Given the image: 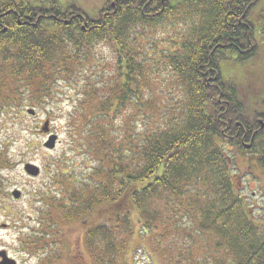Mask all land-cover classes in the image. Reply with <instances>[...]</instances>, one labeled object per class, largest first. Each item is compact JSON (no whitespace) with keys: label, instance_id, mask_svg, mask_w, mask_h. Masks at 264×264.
<instances>
[{"label":"trees","instance_id":"1","mask_svg":"<svg viewBox=\"0 0 264 264\" xmlns=\"http://www.w3.org/2000/svg\"><path fill=\"white\" fill-rule=\"evenodd\" d=\"M259 2L103 0L91 15L75 0H0V77L19 82L12 89L1 79L2 113L12 103L44 105L56 81L92 67L93 48L109 49L111 82L102 76L100 84L85 86L72 120L73 154L78 149L88 161L83 173L63 179L52 199L61 208L50 218L53 226L77 221L84 229L81 258L118 264L135 215L145 234L159 225L176 232L167 238L164 227L150 242L165 264H203L208 251L196 258L192 251L198 249L186 245L193 233L213 237L214 259L225 250L233 264H264V229L245 207L226 153L227 146L245 151L249 145L264 156L258 122L264 121V101L241 97L219 63L228 56L240 62L255 57L251 15ZM164 42L163 51L152 49ZM155 75L167 102L178 98L161 112L154 109L152 92L145 94ZM169 75L165 92L162 78ZM155 114L164 123L138 129L135 120ZM91 218L97 221L91 224ZM178 247L186 254L166 256ZM54 258L47 263L55 264Z\"/></svg>","mask_w":264,"mask_h":264},{"label":"rangeland","instance_id":"2","mask_svg":"<svg viewBox=\"0 0 264 264\" xmlns=\"http://www.w3.org/2000/svg\"><path fill=\"white\" fill-rule=\"evenodd\" d=\"M60 1L65 2L66 0ZM75 1L80 3L86 9L85 11L91 15L95 14L103 3V0ZM251 20L254 23L255 39L259 47L255 57L240 62L236 60V57L228 56L221 59L219 63L221 75L225 80L232 81L241 97L245 100L250 98L261 99V105L264 101V0H260L254 8ZM162 38L166 39V36ZM163 44V47L155 45L158 49H155V47L152 49L155 52L163 51L167 43L164 42ZM92 53L94 55L92 67L90 65L88 70H79L77 75H73L68 80L60 79L56 81L51 95L45 100L44 105L33 108L23 102L22 105L19 103L15 108L12 103L5 113H2L0 108V222L9 223V225H12L11 227H16L15 230H8L6 234L9 235L10 233L15 240L21 238L26 242L29 251L24 252V263L22 264H48L47 262L52 255L55 256V264H71L70 261L69 263L66 261L69 250L71 249V254L75 255L77 249H79L78 246L76 249L74 244L81 241L78 238H81V233L84 231L83 227L77 221L64 226H61L59 221L58 224L61 227H55L50 218L61 213L58 202L52 199L54 197L58 198L59 195L55 192L62 188L63 179L70 175L75 176L83 173L80 167H83L84 163L88 161L85 157L80 156L78 149L77 153L73 154L75 146L71 137L73 115L82 102L80 99L81 94L90 82L100 84L102 76H105L104 83L111 82V73L107 70L109 49L105 45H98L93 48ZM84 71L91 73L89 78L84 75ZM99 71H103L106 75H98ZM156 77L155 75L152 79L151 90L147 89L145 94L152 92L155 111H162V107L164 108L165 105L169 107L175 105L178 98L175 94L173 99L167 102L166 96L168 95L160 94V83L157 82ZM168 78H171V76L162 78L163 80L166 79L164 81L165 92L169 91L171 84L170 79L167 81ZM1 79H7V84L11 85L12 89H15L19 84L17 80H12L9 75L2 76L0 81ZM0 85L2 86V83ZM4 90L6 91V88H0V93L3 94ZM260 105L255 108L261 110ZM28 109H34L35 115H28ZM259 110L257 112L260 113ZM249 111L254 112V108ZM16 112L20 114L15 116ZM169 114H165L166 117ZM161 116L155 114L153 118L148 119L146 122L142 120L135 121L140 127L138 129L143 130L145 127L153 126L154 123H164V118H161ZM251 117L254 118V114ZM45 119L50 121L51 133L58 137L55 148L50 151L43 149L46 136L40 132ZM256 151L257 149L242 151L235 146L226 147V153L231 158L233 171H235L236 187L240 190L245 207L249 210V213L251 212V219L264 229V176L259 168L260 163L256 162ZM28 164L39 168L38 177L31 178L24 174L23 167ZM70 168H72L73 173H69ZM252 173L259 179L255 180ZM49 189H52L53 192H49ZM13 191L20 192L19 199L13 198L11 195ZM55 194L58 196H55ZM49 202L52 204H49ZM90 221L92 224L97 219L91 218ZM184 223L182 222V224ZM132 226L133 233L127 239L125 250H121V260L118 264H165L151 251V248H149L150 242L153 237L156 238L165 232L164 227L169 230L167 238H170L176 232L171 230L170 227L159 225V229L157 228L150 231L149 234H145L135 215L132 217ZM174 229H177L176 226ZM50 233H53V235L47 236ZM193 235L191 242L190 239L186 240V245L191 251L194 248L198 249L192 251V255L195 254L196 258L201 257L204 251H208L209 255L203 256V264H233L229 261L230 258L225 250H219L214 259L212 256L214 254L212 249L213 237L203 236L202 233H193ZM214 239L216 238L214 237ZM90 246L92 247L93 244L90 243ZM141 248L149 255H146L143 251L141 252ZM178 248L170 251L169 255H165L174 257L178 253L181 255L186 254V249ZM87 253L90 254L89 251ZM160 253H163V251L161 250ZM84 254L86 253L84 252ZM81 261L83 264L86 262L84 258ZM198 262L200 263V261Z\"/></svg>","mask_w":264,"mask_h":264},{"label":"flooded vegetation","instance_id":"3","mask_svg":"<svg viewBox=\"0 0 264 264\" xmlns=\"http://www.w3.org/2000/svg\"><path fill=\"white\" fill-rule=\"evenodd\" d=\"M260 128L264 129V121L263 120H258ZM250 148V147H249ZM256 155V162L260 163L259 168L263 172L264 176V156H262L261 152H258V150L255 153ZM263 159V161H262ZM252 176L255 178V180H258L259 178L255 176L252 173ZM259 176V175H258ZM260 177V176H259ZM12 225H9V223H4L0 222V264H22L23 262V254L25 251H29L26 242H24L23 239H16L8 234L6 232L8 230H15L16 227H11ZM84 234L81 233V238H78V240H81L80 242L77 241L76 249L77 246L79 249H77V253L75 255L71 254V249L69 250V256L66 257L67 263L69 261L71 264H83L81 258V249L84 250ZM79 251V252H78ZM85 252V251H84ZM85 256V255H84ZM85 260V258H84ZM93 264L92 259L89 257L88 262L86 261L85 264Z\"/></svg>","mask_w":264,"mask_h":264},{"label":"water","instance_id":"4","mask_svg":"<svg viewBox=\"0 0 264 264\" xmlns=\"http://www.w3.org/2000/svg\"><path fill=\"white\" fill-rule=\"evenodd\" d=\"M29 115H34V112L32 110L28 111ZM49 121H45L43 126L41 127V132L44 134H48L49 133ZM57 141V136L56 135H50L47 139L46 142H44L43 147L47 150H53L55 147ZM24 171L27 175L31 176V177H37L39 175V168L28 164L24 166ZM12 196L14 199H19L20 197V192L19 191H13L12 192Z\"/></svg>","mask_w":264,"mask_h":264}]
</instances>
